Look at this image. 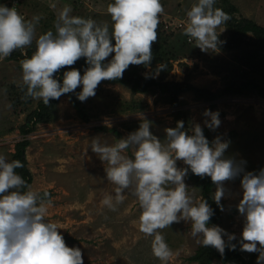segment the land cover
Wrapping results in <instances>:
<instances>
[{
    "label": "rangeland",
    "instance_id": "rangeland-1",
    "mask_svg": "<svg viewBox=\"0 0 264 264\" xmlns=\"http://www.w3.org/2000/svg\"><path fill=\"white\" fill-rule=\"evenodd\" d=\"M110 2L23 0L19 2V10L26 19L40 17L36 25L38 37L48 30L55 31V21L65 6L71 7L70 15L111 24L106 10ZM194 2L161 0L164 11L159 15L158 38L151 45L153 59L149 68L137 66L144 75L164 63L167 67L155 79L186 82L218 95L214 100L198 99L193 93L185 92L178 96V107L174 108L157 93L133 94L127 85H112L102 80L95 96L84 102L75 98L77 106L68 96L62 95L54 118L49 123L37 124L25 136L29 142L26 160L32 176L30 187L39 193H49L51 205L45 219L56 223L60 233L73 240L66 242L67 246L81 249L84 264H196L189 258L201 246L189 234V222H173L159 230L172 250V256L166 262L154 256L153 238L139 230L140 211L135 198L127 196L115 210L103 205L104 196L114 194L115 185L107 181L104 164L91 151L93 138L113 144L115 139L136 131L143 118L151 122L150 132L163 141L165 129L176 127L173 115L179 110L184 113L189 130L193 124L200 123L210 139L220 136L222 141H227L229 147L224 155L245 161V171L258 172L264 168V96L256 90L236 96L224 93L228 85L239 82L240 77L246 75L240 66V58L248 49L250 35L235 45L222 24L217 29L219 40L223 42L218 45V51H202L183 31L186 12ZM225 6L234 8L232 15L236 19L251 20L264 28V0H216L214 5ZM112 55L114 53L104 62ZM21 77L19 62L10 60L9 56L0 59V154L6 155L8 160L14 145L22 140L19 128L39 101L32 98L30 103H22L25 99L21 87L25 86ZM243 80L260 84L259 78L252 74ZM80 90L78 87L74 92ZM206 109L219 112L221 124L214 131L203 125L207 119L203 116ZM82 114L87 121L83 120ZM106 120L111 127L106 125ZM127 154L130 155V150ZM185 166L182 160L177 161V167ZM184 180L194 195L201 198L193 183ZM224 187L225 194L220 201L223 210L219 206L221 214L216 225L239 240L243 217L237 205L242 199V189L239 181H225ZM215 191L214 183L212 199ZM223 238L227 244V236ZM240 253L247 258L251 252L241 250ZM211 264L236 263L213 261Z\"/></svg>",
    "mask_w": 264,
    "mask_h": 264
},
{
    "label": "clouds",
    "instance_id": "clouds-1",
    "mask_svg": "<svg viewBox=\"0 0 264 264\" xmlns=\"http://www.w3.org/2000/svg\"><path fill=\"white\" fill-rule=\"evenodd\" d=\"M215 2L195 0L186 12L184 34L202 51H218L223 42L217 29L231 18L214 7ZM106 10L111 24L70 15L71 7L65 6L55 21V31L37 37L39 16L26 19L15 6L0 4V59L35 39V51L19 62L26 96L48 105L50 99L74 93L84 102L95 96L102 80L121 78L130 65L150 67L151 45L158 38L159 15L164 11L161 0H111ZM82 57L88 66L83 75L72 68L63 72L62 82L54 76ZM166 67L159 63L154 71L144 74L145 78H156ZM78 87L81 90L74 92ZM203 116L207 118L203 125L209 130L221 124L218 111L206 109ZM105 123L111 127L107 120ZM150 127L151 122L142 118L136 131L115 139L113 144L92 139L91 151L104 164L107 181L115 185L114 194H106L103 205L115 210L127 196L134 197L140 211L139 230L153 238L152 252L162 262L173 253L159 230L180 221L190 223L189 234L198 243L212 246L222 255L226 247L223 237L227 236L230 250L236 249L237 245L230 242L237 238L209 224L213 209L194 195L184 178L189 170L210 177L216 184L213 199L223 210L224 182L242 174V199L237 209L243 217V229L238 244L242 251L258 253L256 264H264V168L245 171V161L224 155L229 143L220 136L210 142L200 123L185 130L184 122L178 121L175 128L165 129L163 141L150 132ZM180 160L187 167H177ZM22 167L21 161H9L0 154V264H84L81 249L67 246L57 224L45 219L51 205L49 193L33 191L15 171Z\"/></svg>",
    "mask_w": 264,
    "mask_h": 264
},
{
    "label": "trees",
    "instance_id": "trees-1",
    "mask_svg": "<svg viewBox=\"0 0 264 264\" xmlns=\"http://www.w3.org/2000/svg\"><path fill=\"white\" fill-rule=\"evenodd\" d=\"M52 1V0H50ZM54 1V0H53ZM62 2L63 0H58ZM54 1V2H58ZM226 13L230 15V19L224 23L228 34L231 35V43L238 45L241 38L248 37L247 46L248 49L242 53L240 58V66L247 76L248 74L255 75L259 78L260 84H256L250 81H245L241 76V80L236 83L228 85L224 89V93L228 95H242L250 91H258L264 96V28L258 26L251 20L247 19H236L232 14L235 12L233 7H223ZM36 45L32 43L29 46H25L20 49L14 50L10 55L9 59L20 62L26 56L30 57L35 51ZM24 51L21 52L22 50ZM85 63V58H80L71 66H64L57 73L54 74L55 77L60 79L62 82V74L64 71L76 68L80 70L83 75L84 70L87 68ZM108 84H121L130 87V91L133 94H159L164 96L166 103L172 107H178V96L185 92H191L198 99H204L206 101L214 100L218 95L211 94L205 89H200L186 82H173V81H163V79L155 78H145V75L141 73L137 65H130L123 73L122 77L116 80H104ZM25 87H21L23 92V98L25 99L22 103H30L32 98L26 96ZM69 97L74 106L75 95L73 93L63 94ZM59 99H50L48 105H45L42 101H38L36 107L29 112L25 118V123L19 128V133L22 135V140L14 145V152L11 154L9 161L19 160L23 164L22 168H17L15 171L21 175V177L27 182L28 185L32 182V176L27 168L26 160V148L29 142L26 140L25 136L33 131L37 124L49 123L55 116L56 105ZM174 120L176 123L178 121L184 122L185 130H189L186 117L183 112L176 110L174 113ZM84 121H87V117L82 114ZM205 137L211 142L207 130H203ZM187 167V166H185ZM188 181L192 182L193 185L200 191V197L205 199L207 203L211 206L214 211V215L210 218L209 224L216 225L220 219V207L212 199V189L214 187V182L208 176H197L189 170L188 175L185 177ZM242 174L234 180L230 181H241ZM43 194V193H41ZM65 242L73 241L70 237L63 235ZM230 243L236 244L235 250H230L228 247L229 242L226 244L225 251L221 255L218 250L212 246H200L195 254L189 258V261L196 264H211L213 261H220L221 263L234 262L236 264H256L257 256L256 252H251L247 258H244L240 251V246L238 240L231 241ZM259 246V245H258Z\"/></svg>",
    "mask_w": 264,
    "mask_h": 264
},
{
    "label": "built area",
    "instance_id": "built-area-1",
    "mask_svg": "<svg viewBox=\"0 0 264 264\" xmlns=\"http://www.w3.org/2000/svg\"><path fill=\"white\" fill-rule=\"evenodd\" d=\"M23 0H0V4H3V5H6V6H8V7H13V6H15L16 7V9H17V11L20 13V10H19V8H20V6H19V2H22ZM54 1H58V0H54ZM83 0H81V2H82ZM21 14V13H20ZM22 15V14H21ZM23 16V15H22ZM21 52H23L24 53V51L22 50Z\"/></svg>",
    "mask_w": 264,
    "mask_h": 264
}]
</instances>
